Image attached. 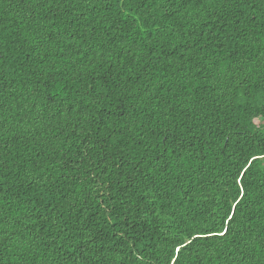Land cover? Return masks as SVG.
I'll return each mask as SVG.
<instances>
[{
  "label": "trees",
  "instance_id": "trees-1",
  "mask_svg": "<svg viewBox=\"0 0 264 264\" xmlns=\"http://www.w3.org/2000/svg\"><path fill=\"white\" fill-rule=\"evenodd\" d=\"M173 262L264 264V0H0V264Z\"/></svg>",
  "mask_w": 264,
  "mask_h": 264
},
{
  "label": "snow or ice",
  "instance_id": "snow-or-ice-1",
  "mask_svg": "<svg viewBox=\"0 0 264 264\" xmlns=\"http://www.w3.org/2000/svg\"><path fill=\"white\" fill-rule=\"evenodd\" d=\"M105 143H107V141H105ZM229 221H232V217H229L228 218ZM221 227H223V225H221ZM227 234V230L225 231H212V230H209L206 235L204 236H198V237H195L194 239L197 240V242H199L200 240H206V241H210L212 238L214 237H224L226 236ZM188 243H191V241H189ZM51 247V246H49ZM187 247V244H184V245H181V248H186ZM81 251H83V249H80ZM177 251L179 252L180 249L178 248ZM174 264V262H173Z\"/></svg>",
  "mask_w": 264,
  "mask_h": 264
}]
</instances>
